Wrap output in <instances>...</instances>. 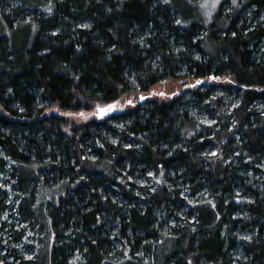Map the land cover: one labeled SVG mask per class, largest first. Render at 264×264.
Here are the masks:
<instances>
[{"label": "trees", "instance_id": "1", "mask_svg": "<svg viewBox=\"0 0 264 264\" xmlns=\"http://www.w3.org/2000/svg\"><path fill=\"white\" fill-rule=\"evenodd\" d=\"M15 1L0 0V194H16L0 264H264V0L206 25L171 0ZM32 225L29 259L14 243Z\"/></svg>", "mask_w": 264, "mask_h": 264}, {"label": "rangeland", "instance_id": "2", "mask_svg": "<svg viewBox=\"0 0 264 264\" xmlns=\"http://www.w3.org/2000/svg\"><path fill=\"white\" fill-rule=\"evenodd\" d=\"M3 1L7 4V7H5L6 12L10 11L11 7L13 8L17 3V1H15V0H3ZM240 1L241 0H236L235 4H233V0H219V2L216 3L215 8H213L212 3L215 2V0H207V4H208L207 7H201V4H204L206 2V0H171V2L174 4V6H177L180 8L181 11H179V12L184 14L185 16H187V18L185 20L186 24H189L192 21H199V22L203 23L204 25L208 24L213 19L214 14L217 12V10L221 6H222V11H231V10L240 6ZM240 11H243L244 12L243 14L245 16L249 17L251 15L250 11H253V6L243 7ZM1 21H0V31L4 32V33L11 32V30H12L11 27L7 26L6 23H3ZM14 33H15V35H14ZM13 35L16 36V31L13 32ZM117 101H119L118 108H117V110H115L113 112H117V111L123 110L125 108L123 105L124 103L121 100H117ZM117 101H114V102H111L108 104H97V105H100L101 107H106L107 105L114 104ZM96 106L93 107L91 110H79V111H75V112H63V111L58 110V113L66 115L71 120H74L76 122H81V121H86V120L91 119V118H97V116L91 115L92 113L95 112ZM81 112H83L87 116V119H84L78 115ZM113 112H110L109 114H111ZM67 113H71L73 115H67ZM12 196H13V199H16V194H12L11 192H8V191L5 192L4 194H0L2 202L6 206L9 205V201L12 198ZM12 208H15V205H12ZM12 208H10V209L7 208L8 210H6V208L3 209L2 214L0 215L1 218H3V216L6 217L7 214L10 215L9 212H11L10 210H13ZM16 217H17V219H20V221L19 220L15 221V228L24 227L25 223L21 222L22 220L19 216H16ZM36 230H37L36 225L33 227L30 226V227H26L23 229V235L21 236V242H18V243L15 242L14 243L16 250H17V254H18V252L22 253V251H23L22 255L24 258L31 257V259H32V257H34L35 249H37V247L41 246V244L38 241H36L35 239L33 240L31 238V237H36V234H35ZM28 245H33V246H28ZM49 245H50V239L47 240L46 247H45L46 250L49 249ZM3 252H4V250H2V253ZM13 257L14 256L11 255L10 257L5 258V261L2 264H9V262H11ZM19 260L20 259L15 258L14 261H15V263H18Z\"/></svg>", "mask_w": 264, "mask_h": 264}, {"label": "snow or ice", "instance_id": "3", "mask_svg": "<svg viewBox=\"0 0 264 264\" xmlns=\"http://www.w3.org/2000/svg\"><path fill=\"white\" fill-rule=\"evenodd\" d=\"M168 2H169V0H164V3H168ZM218 2H219V0H215V2L212 3V7L215 8L216 3H218ZM235 2H236V0H233V4H235ZM207 6H208L207 0H206V2L204 4H201V7H207ZM176 23L179 24L180 21L177 20ZM208 79L210 81H213V80H218L219 78L211 76V77H208ZM196 83L197 84H201L203 82L198 80ZM192 87H195V85H193ZM155 94H158V95H161V96L164 95V93H154V95ZM173 95H176V93H173ZM144 99H146V97H144V96L140 97V100H144ZM126 103L128 105H132V101L131 100H128ZM118 105H119V101H117L114 104H109L106 107H101L100 105H97L96 109H95V112L92 113L91 115H95V116H97V118H103L104 116L108 115L110 112H113V111L117 110ZM67 115H73V114L67 113ZM78 115L80 117L84 118V119H87V116L83 112L79 113ZM213 155H215V153H213ZM243 238L244 239H248V240L251 239L250 237H243ZM28 258L31 259V257H28Z\"/></svg>", "mask_w": 264, "mask_h": 264}]
</instances>
